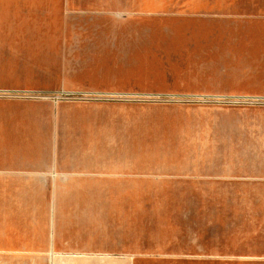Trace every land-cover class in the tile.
I'll list each match as a JSON object with an SVG mask.
<instances>
[{
	"label": "rangeland",
	"instance_id": "374dc122",
	"mask_svg": "<svg viewBox=\"0 0 264 264\" xmlns=\"http://www.w3.org/2000/svg\"><path fill=\"white\" fill-rule=\"evenodd\" d=\"M11 4L43 16L52 5L73 25L0 27V115L38 121L35 137L0 145L128 155L134 186L14 188L42 210L0 216L32 217L73 246L128 244L135 264H206V253L264 264L249 255L264 254V204L160 201L171 188L141 177L205 165L208 148L238 146V118H264V0H0V16ZM10 32L48 40L9 50ZM51 253L0 250V264H49Z\"/></svg>",
	"mask_w": 264,
	"mask_h": 264
},
{
	"label": "crops",
	"instance_id": "0c3cea01",
	"mask_svg": "<svg viewBox=\"0 0 264 264\" xmlns=\"http://www.w3.org/2000/svg\"><path fill=\"white\" fill-rule=\"evenodd\" d=\"M8 14L0 16V27L16 25H36L38 20L48 18L52 23L43 25H73L70 17H65L52 5L46 7L50 18L38 10L30 8L28 11L22 5L11 4ZM15 14L16 19H10ZM19 14V15H18ZM43 16V17H42ZM19 19V20H18ZM79 25V23H78ZM252 29L255 25L244 23ZM4 37L5 42L12 44L9 50L21 51L28 49L27 45L44 42L46 38L31 34H16L10 32ZM53 37V36H52ZM61 40V38H59ZM3 40L0 39V42ZM37 118L28 115H0V140L12 138H32L37 131ZM239 122L234 135L228 139H236L238 146L213 150L208 148L200 155L206 159L202 166L192 165L190 168H165L157 171V175L143 171L141 177L145 179H160L158 187L171 188L166 198H159L165 202L191 203H240L264 204V118H238ZM62 128V127H61ZM65 128V127H64ZM58 132L59 126L52 128ZM69 129V128H66ZM213 150V151H212ZM198 153L193 157L197 160ZM128 156V155H127ZM125 156L119 159L117 154L103 153L96 148L72 152L58 148L30 149L23 147H9L0 145V212L26 211L35 212L42 207L34 204L32 195L22 196L14 188H59V187H102L125 186L132 187L134 175L132 163ZM234 161L233 165L215 163L217 161ZM118 161H124L119 165ZM153 185V184H151ZM142 186H146L143 184ZM21 201V206L17 202ZM4 203H12L5 205ZM20 204V203H19ZM19 218V219H17ZM22 219V220H21ZM24 219V220H23ZM93 234L92 228H89ZM52 235V243L38 241L39 235ZM57 230L41 229L32 217L0 216V250L10 251H51L49 264H135L134 251L128 244L119 249L103 248L97 243H87L85 239L76 246L70 242H60ZM61 234H64L62 232ZM55 236V237H54ZM201 259V263L214 264V259ZM251 257L264 258V254H249ZM140 263H149L142 260ZM169 260L163 259L162 262ZM198 264V260H192ZM137 264V263H136Z\"/></svg>",
	"mask_w": 264,
	"mask_h": 264
}]
</instances>
